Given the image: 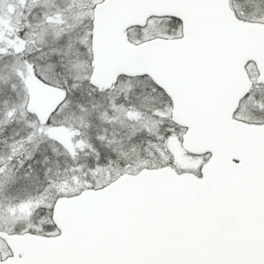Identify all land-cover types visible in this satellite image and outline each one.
<instances>
[{
	"label": "snow or ice",
	"instance_id": "6c2138e0",
	"mask_svg": "<svg viewBox=\"0 0 264 264\" xmlns=\"http://www.w3.org/2000/svg\"><path fill=\"white\" fill-rule=\"evenodd\" d=\"M0 264H264V0H0Z\"/></svg>",
	"mask_w": 264,
	"mask_h": 264
}]
</instances>
